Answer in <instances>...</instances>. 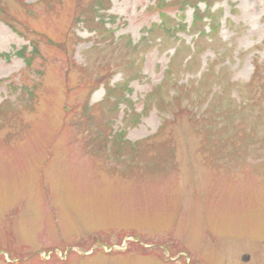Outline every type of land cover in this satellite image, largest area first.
<instances>
[{
    "label": "rangeland",
    "instance_id": "rangeland-1",
    "mask_svg": "<svg viewBox=\"0 0 264 264\" xmlns=\"http://www.w3.org/2000/svg\"><path fill=\"white\" fill-rule=\"evenodd\" d=\"M208 2L0 0V264H264V0Z\"/></svg>",
    "mask_w": 264,
    "mask_h": 264
},
{
    "label": "trees",
    "instance_id": "trees-1",
    "mask_svg": "<svg viewBox=\"0 0 264 264\" xmlns=\"http://www.w3.org/2000/svg\"><path fill=\"white\" fill-rule=\"evenodd\" d=\"M193 1H196L197 3H199L200 1H205L206 2V6L209 7V8H211L212 7V4H213L212 2H208V0H193ZM213 29H215L214 25H213Z\"/></svg>",
    "mask_w": 264,
    "mask_h": 264
}]
</instances>
